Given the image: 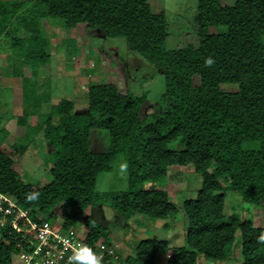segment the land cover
Returning <instances> with one entry per match:
<instances>
[{"label":"trees","instance_id":"obj_1","mask_svg":"<svg viewBox=\"0 0 264 264\" xmlns=\"http://www.w3.org/2000/svg\"><path fill=\"white\" fill-rule=\"evenodd\" d=\"M47 19H59L66 28L83 24L106 37L124 38L129 52L163 74L161 102L170 100L171 106L141 118L147 93L122 94L112 83L87 88L85 112L62 99L42 118L50 181L25 183L13 159L0 150V192L32 216L55 219L59 207L65 228L77 227L86 210L102 204L124 219L134 214L167 219L176 211L162 189L168 168L192 166L201 186L194 198L182 202L186 246L145 239L127 262L155 264L163 254L165 264H197L200 254L220 263L229 259L238 241L241 264H264V241L259 240L264 227L226 213V191L264 208V0H234L228 5L197 0L199 44L178 49L168 48V18L164 11L154 13L149 0H0V40L34 68L32 77L22 79L21 121L51 100L49 85L39 84L36 71L50 59L51 43L42 26ZM211 27L219 30L212 33ZM207 57L214 61L211 66L204 64ZM222 84H237L238 91L226 92ZM93 129L107 131V151L91 150ZM6 133L2 130L0 138ZM121 153L127 157V189L97 191L98 176L111 171ZM32 191L39 193L36 201L26 199ZM83 222L89 228L87 243L109 237V229L93 218ZM19 242L17 233L2 232L0 264H13Z\"/></svg>","mask_w":264,"mask_h":264},{"label":"rangeland","instance_id":"obj_2","mask_svg":"<svg viewBox=\"0 0 264 264\" xmlns=\"http://www.w3.org/2000/svg\"><path fill=\"white\" fill-rule=\"evenodd\" d=\"M21 1V0H11ZM234 0H222L224 5ZM154 13L164 11L167 22V46L178 49L187 45L198 46L197 0H149ZM46 36L50 40V59L37 67V80L41 85H49L51 100L44 103L37 114L22 121L21 84L25 77H32L34 68L13 56L5 39L0 40V150L14 161V169L25 183L46 184L50 181L51 163L47 159L48 146L42 132V118L49 114L52 106L62 99H69L76 105V111L85 112L87 88L98 83H112L120 93L142 95L147 99L140 110L141 118L154 112L169 110L171 101L162 104L164 90L163 74L137 54L129 52L124 38L106 37L99 30H90L79 24L66 28L59 19L42 21ZM219 29L211 27L216 33ZM22 36H27L22 32ZM264 41V38H263ZM199 83V78H194ZM222 90L237 92V84H222ZM56 120V118H55ZM37 129V130H34ZM90 146L93 152H105L109 146L108 133L93 129L90 134ZM179 149L180 145L171 144ZM127 157L121 153L112 163V170L98 176L96 189L99 192L125 191L128 186ZM201 186L200 176L192 166H172L168 168L167 181L162 189L168 193L175 206L174 216L167 219H155L134 214L129 219L122 218L109 205L102 204L86 210L77 225L78 235L86 236L89 228L84 220L91 217L107 227L110 235L105 243L115 257L114 264H129L127 257L134 256L142 240L158 239L169 242L170 246H186L187 219L182 210V202L194 198ZM226 213L235 214L240 219L251 221L255 226L264 227V208H254L241 201L233 191H226ZM62 222L59 207L54 211ZM240 238L237 234L236 240ZM166 255L159 254L155 264H165ZM198 255L197 264H215ZM242 255L238 241L232 246L229 259L216 264H241ZM13 264H24L18 255Z\"/></svg>","mask_w":264,"mask_h":264},{"label":"built area","instance_id":"obj_3","mask_svg":"<svg viewBox=\"0 0 264 264\" xmlns=\"http://www.w3.org/2000/svg\"><path fill=\"white\" fill-rule=\"evenodd\" d=\"M77 227L65 228L60 219L32 213L21 208L8 194L0 192V237L7 230L9 235L20 237L17 254L24 264H70L68 257L78 242L88 244L100 256L101 264H114L112 250L105 243H87V235H78Z\"/></svg>","mask_w":264,"mask_h":264},{"label":"clouds","instance_id":"obj_4","mask_svg":"<svg viewBox=\"0 0 264 264\" xmlns=\"http://www.w3.org/2000/svg\"><path fill=\"white\" fill-rule=\"evenodd\" d=\"M214 63L211 57H207L204 60L205 66H211ZM127 165L121 164V169L126 168ZM39 198V193L32 191L26 193V199L28 201H36ZM260 241H264V232L259 236ZM70 264H101L100 256L93 251V249L86 243L78 242L74 248L72 254L68 257Z\"/></svg>","mask_w":264,"mask_h":264}]
</instances>
